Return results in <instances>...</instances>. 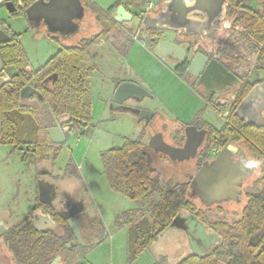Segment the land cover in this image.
<instances>
[{
  "label": "flooded vegetation",
  "instance_id": "obj_1",
  "mask_svg": "<svg viewBox=\"0 0 264 264\" xmlns=\"http://www.w3.org/2000/svg\"><path fill=\"white\" fill-rule=\"evenodd\" d=\"M34 1L35 0H31V3ZM80 1L84 11L81 16L74 18V22L78 23L77 30L66 36L62 35L61 32H49L43 20H39L37 17L30 19L31 21L27 18V16L23 17L27 20L29 28L35 31L39 36L47 35L52 38L55 37L58 40L70 37L78 32H86L83 35L80 44L87 43L86 48L90 54L93 73L96 69L101 67L97 65V62L98 60H104V58H100L101 55H103V51H107L108 49L113 50L112 52H114V58L117 55L116 53L119 52L120 56L118 55L117 57H120L121 59L119 60L120 63L117 64V68H115V71L117 70L118 73L116 74L117 76H110L109 93L106 99L110 120L116 119V121H119L126 118L128 121H131L133 125L144 124L145 126H151L155 120L162 121L168 118L155 107L157 98L155 91H149L146 88L144 85L145 82L143 84L142 76L138 71L133 69L130 61L127 65L125 64L126 66L124 65L132 50L136 45H138V47L142 48L148 55L152 56L156 62L162 64V67L165 68V72L175 75L181 79L183 82V90L186 89L189 96L193 95V99L197 96V98L201 100L200 108H210L212 111H217V109L225 107L226 110L223 113L225 121L223 122V125L228 121L232 113L236 115L239 120H242L247 124H260L264 122V92L256 98L255 102L248 109L238 111L239 105L246 95L254 88L264 85V65L257 64V55L254 53H252L253 59L246 67L243 66L239 58L234 61L232 66L225 62L220 44L222 42L225 43L230 37V31L240 25H234L238 17L235 20L232 19V9L230 8L227 0L228 4L225 6V12L222 19L214 23V34L212 36L184 34L177 30L154 26V21L151 18H154L159 14L163 7V0H157L154 4H151L148 10L138 8L142 0H121L118 3V0H115L112 4L106 7H101L105 11L110 10V14L113 17L114 12L121 4L124 9L132 15L131 20L116 22V25L108 33L103 34L102 27L96 21L94 15L90 13L88 8L83 4V1ZM263 1L264 0H257L253 5H244L257 13L264 15ZM24 2L25 0L0 1V3L7 6L11 15L17 12L18 7H24ZM91 23H94V26L90 29L92 26ZM116 26H121V29L126 32V35L119 40L120 43H114L113 38L108 41L111 31ZM0 29L4 31V33H0V44L10 41L13 39L14 35H16L11 33L10 27L3 17L0 18ZM192 36H197L199 42L193 44L190 39ZM15 41L21 45L19 37H17ZM208 41L213 42V44L215 43L216 46L211 45V48H207ZM164 42H170L177 45L180 48V51H168L165 48L164 50H166V56H162V44ZM241 49V43L239 42L236 44V50L239 52V55H242ZM198 53L202 54L204 58H198L196 67L193 70H189L190 64ZM245 57L249 60L248 54L245 53ZM109 60L111 59L109 58ZM211 60H216L223 65L227 71L233 75V77L231 78L221 75L216 69L212 70L211 73L204 74V71ZM28 63L29 68L32 71L39 69L44 64L43 63L37 69H33L30 66L29 59ZM14 74L15 69L11 66L3 65L0 59V87L9 84ZM48 79L49 78L44 80L43 83L46 86ZM123 82L135 83L147 92H134L130 94L125 92L118 96L119 99H121L120 104L113 105L115 89ZM25 86H31L34 88L37 95H32L28 98L20 100L21 102L38 104L39 106L46 103L43 99L42 90L35 86L34 83H29ZM200 108L195 111L192 116L193 119L190 123H183L178 119L169 117L167 120L170 122V125L167 126L162 124L160 125L161 129L153 132V134L160 132L164 139L165 137H168V130L182 129V142L178 145H172L182 146L185 140L184 127L186 125L191 124L195 125L198 129H206L207 132L205 134L204 141L198 148L197 155L194 158L177 161L171 160L167 155L156 152L148 146V141L153 134L144 137L145 142H142V146L146 150L148 158L150 156L164 157L169 160L171 164L178 165V167L183 165L184 167H188L190 170H192L193 166L195 167V172L191 173L188 179L182 182L188 183L189 197L191 199H198L196 195H191V186L192 178L198 171L199 167L204 162L209 163L216 157L221 149L228 145L232 146L230 156L234 161L245 157L254 165V172L251 176L256 173L258 167L256 158L242 143L235 144L227 142L226 144H218L214 146L218 147L217 152L213 154L210 153L211 149L214 147L210 146L212 141H210L209 130L203 126L204 123L208 122L201 117ZM258 108L261 109L259 115L255 111ZM148 112H151V115H149ZM63 117L64 116H60L57 118L62 119ZM208 124L211 125L210 123ZM223 125L219 128L213 127L219 130L223 127ZM164 126L167 129H165ZM49 128L50 127H48V129ZM86 130L84 133L78 134L85 135ZM92 132L88 136H91ZM141 133L142 132H139L138 135ZM127 139L139 140L136 137L133 139L129 136L125 137L123 140L125 141ZM213 139V142H215V136ZM51 141L54 147L62 149L63 144L61 141H53L52 139ZM241 144L245 147L248 153L243 150ZM8 148L10 152H16L21 159V151L12 150L10 147ZM200 155H203V159L199 162L197 157ZM21 161L23 164H27L33 160L30 159L23 161L21 159ZM52 161L55 162L54 160ZM58 168L60 170L57 171L52 169V166L41 165L36 168L34 172L35 177L33 178V181H30L29 183L31 186L34 183L33 187H31L34 196H31L32 198L29 197L30 200H27L26 203L23 202V208H16L17 205L11 206L7 209H2L0 207V264H50L56 260L57 257H59L57 260V263L59 264L80 263V257H76L75 252L77 249H80L82 245H80L75 237L71 225L79 227L80 236L86 244V246H82L84 248L92 246L94 243H97L105 238V229L102 224L99 223L102 229V237L96 239L97 241L95 240V242L93 240V238H95L97 221L90 214H86L84 212L87 197L80 193L81 181L77 178V176H79V170H77L78 167L73 166L71 160H69L65 165ZM71 168H73L72 172ZM67 173L71 175H67ZM66 175L72 179V183H66ZM251 176L243 179L242 185L239 187L240 193L237 195V200L229 199L222 202H216L214 204L227 202L241 204L243 199L246 203L247 187L245 186V182ZM40 181L46 182L48 187V190H46V192L42 195V199L40 198L38 187ZM255 186H257V184H255ZM254 189L255 187L250 188L249 190L251 191ZM64 194L66 196L68 195V199L64 198ZM69 195H71V197ZM79 204H82L83 208L81 211L75 212V210L79 207Z\"/></svg>",
  "mask_w": 264,
  "mask_h": 264
},
{
  "label": "rangeland",
  "instance_id": "obj_2",
  "mask_svg": "<svg viewBox=\"0 0 264 264\" xmlns=\"http://www.w3.org/2000/svg\"><path fill=\"white\" fill-rule=\"evenodd\" d=\"M94 1L100 7H106L113 0ZM156 1L142 0L138 8L148 10L150 5ZM255 1L257 0H244L243 4L253 5ZM0 17L5 18L11 33L19 37L21 46L33 69L40 67L62 45H79L83 35L86 33L78 32L70 37L58 40L47 35L39 36L29 28V24L23 16L11 15L5 4L0 6ZM91 25L90 29L93 28L94 23H91ZM125 35L126 32L121 29V26H116L111 31L108 41L113 38L114 43H120L119 40ZM190 39L193 44L199 42L197 36H192ZM207 44V48L216 46L215 43L213 44L210 41ZM112 51L110 49L103 51V55L100 58H104V60H98L97 62V65L101 67L96 69L91 77V116L93 122L91 136L65 131L66 124L69 123L70 119L67 116L62 119L52 117L48 112V104L44 103L40 106L46 116L43 120L44 125L46 126L47 124L50 127L48 133L51 139L53 141L59 140L63 144L55 162L52 161L50 155L44 160H33L23 164L16 152H10L6 145H0V207L2 209L16 205V208H23V202L26 203L27 200H30L29 197L34 196L31 188L34 183L32 186L29 183L33 181L37 167L41 165L52 166V169L57 171L60 170L58 167L65 165L69 160H71L73 166L78 167L79 176L77 178L81 181L80 193L87 197L84 212L90 214L97 221L95 238H93L94 242L102 237V229L99 223L104 227L106 234L104 239L94 243L92 246L87 248L81 246L80 249L76 250L75 256L80 257L82 264H126L131 255L130 246L136 234L132 229L133 224L143 225L146 223L149 228L152 224L151 208L159 200L161 189H171L175 185L184 182L191 173L195 172L194 166L190 170L183 165L180 167L173 165L164 157L150 156L148 160L155 170L156 179L151 195L148 198L141 201H132L109 187L101 161L102 152L121 146L123 139L128 136L133 139L136 137L141 142H145L144 137L152 135L154 131L161 129L160 125H170L167 120L169 117L178 119L183 123H190L196 106L193 97L189 96L186 89L183 90L181 79L165 72L162 64L156 62L142 48L136 45L124 65H127L130 61L133 69L142 76L143 84L145 82L146 88L149 91H155L157 95L155 107L168 118L162 121L155 120L151 126H145L144 124L133 125L126 118L119 121H116V119L110 120L106 105L110 76L118 73L115 68H117V64L120 63L119 60L121 59L117 57L118 55L120 56L119 52L116 53L117 55L114 58V52ZM245 52L248 54L250 62L253 59V54L248 50ZM200 109L201 117L212 126L219 128L223 125L225 107L219 108L217 111H212L210 108ZM164 128L167 129L165 126ZM181 130H168V137L170 138L165 137V141L171 145H178L183 138ZM139 132L142 133L138 135ZM241 147L248 153L242 144ZM217 150L218 147H214L210 153L213 154ZM197 158L200 162L203 159V155ZM67 175L71 174L67 173ZM259 177L258 166L256 173L245 182L246 191L253 187L257 188L255 180ZM71 180L67 176L65 181L68 184L72 183ZM69 196L71 197V195ZM64 198L68 199V195L64 194ZM192 201L204 211L210 221L236 220L240 217L241 210L245 205V200L243 199L241 204L235 202L217 203L205 209L197 198H192ZM125 212H128L127 215L132 219L129 223L124 222L126 220L124 217ZM179 215L180 217L186 216L188 218L187 221H184L183 226L167 228L131 264H177L182 258L191 254L206 255L219 243L220 238L217 234L190 216L186 211H180ZM142 225L136 237L139 241H144L147 237ZM132 234L133 237L129 240Z\"/></svg>",
  "mask_w": 264,
  "mask_h": 264
},
{
  "label": "trees",
  "instance_id": "obj_3",
  "mask_svg": "<svg viewBox=\"0 0 264 264\" xmlns=\"http://www.w3.org/2000/svg\"><path fill=\"white\" fill-rule=\"evenodd\" d=\"M82 1L102 27L103 34L116 25L110 10L105 11L93 0ZM227 1L232 9V19L238 17L234 25H240L230 31L225 43L220 44L225 62L232 66L239 58L243 66H248L249 60L245 57V51L248 50L257 55V64L264 65V15L245 6L244 0ZM24 3V7H18L12 15L25 17V8L31 0H25ZM17 37L14 35L10 41L0 44L3 65L15 69L11 82L0 87V145L21 151L23 161L46 159L50 154L55 161L60 148L52 144L48 126L43 122L45 114L38 104L21 102L19 92L26 84L34 83L42 90L49 114L52 117L67 116L70 119L66 125L67 132L84 133L88 126L93 125V66L87 43L62 45L39 69L32 71L23 47L15 41ZM239 42L242 55L236 50ZM47 78L46 86L43 83ZM203 126L209 130L211 147L227 142L242 143L251 151L260 172L256 180L257 188L247 191V201L240 217L232 221H210L189 197L187 182L171 189H161L159 200L151 208V226L148 228L146 223L132 226L136 234L129 238L131 240L133 237V242L126 264H131L164 230L171 227L182 210L217 234L220 241L206 255L191 254L177 264H264V122L247 124L232 113L219 130L208 123ZM101 161L112 190L132 201H141L151 195L156 173L140 140L127 139L121 146L102 152ZM127 214L124 213L125 223L132 220ZM141 225L147 233L144 241L136 238Z\"/></svg>",
  "mask_w": 264,
  "mask_h": 264
},
{
  "label": "water",
  "instance_id": "obj_4",
  "mask_svg": "<svg viewBox=\"0 0 264 264\" xmlns=\"http://www.w3.org/2000/svg\"><path fill=\"white\" fill-rule=\"evenodd\" d=\"M227 4L226 0H163L161 11L151 19L154 21V26L157 27L177 30L184 34L212 36L214 23L222 19ZM2 5L3 3H0V6ZM83 11L80 0H35L26 8L25 14L29 20L34 17L43 20L49 32H61L62 35L66 36L77 30L78 23L74 22V18L81 16ZM113 18L116 22H125L131 20L132 15L120 4L114 12ZM0 33H4V31L0 29ZM162 48V56H166V50L180 51L177 45L170 42H164ZM165 48L166 50H164ZM201 57L204 58L202 54H196L189 70L196 67L197 59ZM215 69L221 75L233 77L216 60L209 62L204 74L211 73ZM125 92L130 94L134 92L146 93L147 91L135 83L123 82L115 89L113 105L120 104L121 99L118 96ZM262 92H264V85L251 90L239 105L238 111L248 109ZM32 95H37L36 90L31 86H25L21 89L19 97L20 100H23ZM255 111L259 115L261 109L258 108ZM148 113L151 115V112ZM92 130L93 127L89 126L86 135H90ZM206 132V129H198L195 125L188 124L184 127L185 140L182 146H172L166 143L160 132L150 137L148 146L156 152L167 155L171 160L184 161L197 155ZM231 150V145L221 149L209 163L204 162L192 178L191 195H196L200 203L206 208L216 202L229 199L237 200L243 179L248 178L254 172V165L247 158L242 157L234 161L230 156ZM38 187L41 198L48 190L47 183L40 181ZM82 208V204H79L75 212L81 211ZM173 223H177L176 218ZM71 228L80 245L86 246L80 236L79 227L71 225ZM58 258L50 264H59L57 263Z\"/></svg>",
  "mask_w": 264,
  "mask_h": 264
},
{
  "label": "crops",
  "instance_id": "obj_5",
  "mask_svg": "<svg viewBox=\"0 0 264 264\" xmlns=\"http://www.w3.org/2000/svg\"><path fill=\"white\" fill-rule=\"evenodd\" d=\"M115 0H113V1H111V2H109L108 4H107V6L108 5H110V4H112L113 2H114ZM151 58H153L152 56H150ZM154 59V58H153ZM169 75H172V74H169ZM173 76V75H172ZM193 96V95H192ZM192 98V97H191ZM194 101H196V103H195V111L197 110V109H199L200 108V106H201V100L199 99V98H197V96L195 97V99H194ZM194 111V112H195ZM62 117V116H61ZM65 117V116H64ZM184 215H186V214H184ZM187 219L188 218H186V216H184V217H180V215H178L177 217H176V220H177V223H172V225L171 226H173V227H179V226H183V224H184V221L186 220L187 221ZM165 231V230H164Z\"/></svg>",
  "mask_w": 264,
  "mask_h": 264
},
{
  "label": "built area",
  "instance_id": "obj_6",
  "mask_svg": "<svg viewBox=\"0 0 264 264\" xmlns=\"http://www.w3.org/2000/svg\"><path fill=\"white\" fill-rule=\"evenodd\" d=\"M0 1H2V0H0Z\"/></svg>",
  "mask_w": 264,
  "mask_h": 264
}]
</instances>
